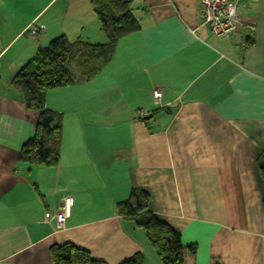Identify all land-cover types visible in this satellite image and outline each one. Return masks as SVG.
Segmentation results:
<instances>
[{
    "label": "crops",
    "instance_id": "crops-1",
    "mask_svg": "<svg viewBox=\"0 0 264 264\" xmlns=\"http://www.w3.org/2000/svg\"><path fill=\"white\" fill-rule=\"evenodd\" d=\"M92 0H0V77H14L59 38L103 44ZM241 25L214 37L201 0H139L140 31L89 81L46 94L61 115L56 167L19 160L38 115L0 81V264H53L71 244L100 264L137 253L161 264L117 212L133 190L196 255L185 264H264V0H238ZM253 24V36L246 35ZM44 30L33 34V26ZM13 73V76H8ZM160 90L156 104L153 92ZM150 114L143 124L139 111ZM74 199L65 229L46 217Z\"/></svg>",
    "mask_w": 264,
    "mask_h": 264
},
{
    "label": "trees",
    "instance_id": "trees-1",
    "mask_svg": "<svg viewBox=\"0 0 264 264\" xmlns=\"http://www.w3.org/2000/svg\"><path fill=\"white\" fill-rule=\"evenodd\" d=\"M136 1L139 0H92L93 11L106 37L105 43H72L64 36L59 37L39 49L12 78L11 90L23 97L28 112L38 115L35 133L20 151L22 163L43 167L58 165L62 147L61 115L45 107L46 94L79 81L92 80L112 62L118 42L141 29L134 14ZM72 65L79 70L80 78L71 73ZM258 168L264 183V152ZM149 204L148 193L133 190L127 200L117 204V212L144 232L161 264H185L187 254L196 255V247H185L181 236L170 231L149 211ZM50 255L53 264H100L89 252L71 244L53 246ZM123 264H144V256L137 253Z\"/></svg>",
    "mask_w": 264,
    "mask_h": 264
},
{
    "label": "built area",
    "instance_id": "built-area-1",
    "mask_svg": "<svg viewBox=\"0 0 264 264\" xmlns=\"http://www.w3.org/2000/svg\"><path fill=\"white\" fill-rule=\"evenodd\" d=\"M201 9L203 15V25L207 26L214 37H224L230 35L241 25L240 12L241 8L238 0H201ZM43 25L33 26L32 33L36 34L44 30ZM255 26L247 25L246 35L253 36ZM153 98L156 104L162 99V92L155 90ZM150 112L147 109L139 111V118L145 123ZM74 206V199L71 196H62L55 207L49 205L46 211V217L53 219L57 230L65 229L67 221L71 216Z\"/></svg>",
    "mask_w": 264,
    "mask_h": 264
},
{
    "label": "rangeland",
    "instance_id": "rangeland-1",
    "mask_svg": "<svg viewBox=\"0 0 264 264\" xmlns=\"http://www.w3.org/2000/svg\"><path fill=\"white\" fill-rule=\"evenodd\" d=\"M70 70H71V73L73 74V76H75L77 79L78 78H80V74H79V70L74 66V65H72L71 67H70ZM8 74H11V75H8V76H13V73H8ZM12 77H3L2 76V81H10V79H11ZM145 122H146V120H145Z\"/></svg>",
    "mask_w": 264,
    "mask_h": 264
}]
</instances>
